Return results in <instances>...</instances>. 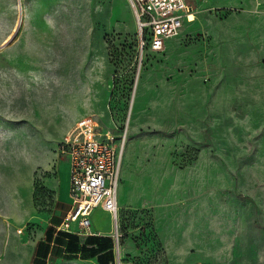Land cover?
<instances>
[{"label":"rangeland","instance_id":"1","mask_svg":"<svg viewBox=\"0 0 264 264\" xmlns=\"http://www.w3.org/2000/svg\"><path fill=\"white\" fill-rule=\"evenodd\" d=\"M161 69L168 80V52L141 51L127 0H0V264L54 221L46 182L74 107L94 108L99 131L124 141L119 243L140 252L123 232L151 229L160 241L159 225L186 247L168 260L161 243V259L140 253L132 264H264V95L191 116L173 95L138 101L139 79Z\"/></svg>","mask_w":264,"mask_h":264},{"label":"crops","instance_id":"2","mask_svg":"<svg viewBox=\"0 0 264 264\" xmlns=\"http://www.w3.org/2000/svg\"><path fill=\"white\" fill-rule=\"evenodd\" d=\"M185 1L192 8L189 21L164 46L169 78L164 77L163 69L157 76L143 75L138 81L137 100L141 95H173L191 116L194 109L207 115L220 112L234 100L248 101L254 95H264V0ZM81 79H74L73 83L85 84ZM105 83L101 90L108 95V75ZM99 103H103V98ZM74 108L67 113L73 127L80 119L96 115L91 107L82 112ZM69 180L68 161L61 156L55 176L46 182L47 191L55 199L54 221L46 225L32 246L24 247L23 254L14 252L15 245H24L18 241L12 247L9 264H117L118 258L119 264H132L135 258L142 257L130 239L116 244L112 218L100 208L91 214V235L77 233L73 223L65 228L63 221L71 204ZM120 204L118 198V208ZM98 219L105 220V224L101 225ZM135 227H126L123 233L137 236L141 231ZM156 228L168 260L181 259L186 247L184 242H174L178 233L164 231L159 225ZM18 255L23 257L17 258Z\"/></svg>","mask_w":264,"mask_h":264},{"label":"built area","instance_id":"3","mask_svg":"<svg viewBox=\"0 0 264 264\" xmlns=\"http://www.w3.org/2000/svg\"><path fill=\"white\" fill-rule=\"evenodd\" d=\"M133 13L141 51H163L165 42L178 36L192 13L185 0H127ZM124 141L112 130L100 132L92 117L80 119L57 151L65 156L70 169V209L63 225L77 226V233L91 235L90 217L94 209L107 212L114 223V238L119 244L118 187ZM71 231V229H68Z\"/></svg>","mask_w":264,"mask_h":264},{"label":"trees","instance_id":"4","mask_svg":"<svg viewBox=\"0 0 264 264\" xmlns=\"http://www.w3.org/2000/svg\"><path fill=\"white\" fill-rule=\"evenodd\" d=\"M115 76V75H114ZM113 99V95H112ZM111 109L113 112L118 111L119 109L115 108L113 105H111ZM120 219L118 216V223ZM140 234L134 237V241L137 242V245L141 248L140 253L146 254V253H151V257L153 259H161L163 256V247L159 241V239L156 237V235L151 231L147 230L146 228L144 230L140 229ZM148 244V247H147ZM39 248V243L37 245L36 253ZM149 256V255H148ZM149 256V257H150Z\"/></svg>","mask_w":264,"mask_h":264},{"label":"bare ground","instance_id":"5","mask_svg":"<svg viewBox=\"0 0 264 264\" xmlns=\"http://www.w3.org/2000/svg\"><path fill=\"white\" fill-rule=\"evenodd\" d=\"M125 138H126V136H125ZM133 188V187H132ZM126 193H127V191H126ZM127 199V198H126ZM123 206V205H122ZM119 251V250H118Z\"/></svg>","mask_w":264,"mask_h":264}]
</instances>
